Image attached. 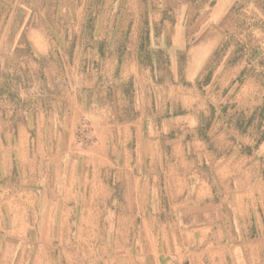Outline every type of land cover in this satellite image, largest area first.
<instances>
[{
  "label": "rangeland",
  "instance_id": "1",
  "mask_svg": "<svg viewBox=\"0 0 264 264\" xmlns=\"http://www.w3.org/2000/svg\"><path fill=\"white\" fill-rule=\"evenodd\" d=\"M147 227L264 264V0H0V262L152 264Z\"/></svg>",
  "mask_w": 264,
  "mask_h": 264
},
{
  "label": "crops",
  "instance_id": "2",
  "mask_svg": "<svg viewBox=\"0 0 264 264\" xmlns=\"http://www.w3.org/2000/svg\"><path fill=\"white\" fill-rule=\"evenodd\" d=\"M168 175L171 180L170 188L172 189V194L183 196L186 192V189H188V186L184 183V174L182 175L176 171V169L171 168L168 170ZM178 185H183V187L179 188ZM135 189L137 190V188ZM184 218L185 217L183 216L181 217V219ZM153 220L157 223H176L175 217H173V219L171 218L170 220H160L159 216H153ZM144 223H146V220L142 219V224ZM144 229L145 236L143 235L142 237H146V240H152V250L145 252L148 255L150 254L155 256L154 262L152 264H197V251L191 249L189 245H184L181 247L180 244H178V237L175 235V233L171 231H164L162 234H160L161 232H154L148 227ZM188 233L189 232H187V234ZM188 237L184 241L190 244V238ZM203 251L205 252L206 250ZM0 264H4V262H0Z\"/></svg>",
  "mask_w": 264,
  "mask_h": 264
}]
</instances>
